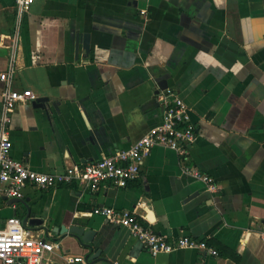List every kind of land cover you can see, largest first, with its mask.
<instances>
[{
  "label": "crops",
  "instance_id": "0c3cea01",
  "mask_svg": "<svg viewBox=\"0 0 264 264\" xmlns=\"http://www.w3.org/2000/svg\"><path fill=\"white\" fill-rule=\"evenodd\" d=\"M13 59L10 82L0 77V116L7 89L45 99L18 104L7 125L13 156L33 170L62 172L130 147L162 122L168 89L197 127L187 159L154 146L127 186L73 180L27 185L24 202L0 196V223L29 207L43 220L33 230L59 244L43 264L89 252L54 232L73 224L96 230L91 264H264V0H35L20 23L15 0H0V74ZM96 207L132 210L170 241L206 239L218 254L154 255Z\"/></svg>",
  "mask_w": 264,
  "mask_h": 264
},
{
  "label": "built area",
  "instance_id": "2783aa9c",
  "mask_svg": "<svg viewBox=\"0 0 264 264\" xmlns=\"http://www.w3.org/2000/svg\"><path fill=\"white\" fill-rule=\"evenodd\" d=\"M35 0H15L17 23L31 9ZM14 58V57H13ZM14 59L9 69L0 77L10 82L14 73ZM2 111L0 116V196L22 197L27 185L49 189L73 180L90 184L92 188L104 182H112L124 187L140 174L143 162L154 146H166L175 149L183 159H187L190 148L197 139V127L190 116V108L175 91L168 89L161 102L164 107L163 120L130 147L104 155L84 164H71L62 172H40L29 168L22 160L12 154V142L8 123L11 112L23 102L37 99L31 89H7L2 93ZM185 171L213 185V178L199 170L186 167ZM94 213L106 217L109 221L129 228L143 245L154 255L170 253L179 248L206 249L211 254L218 250L206 239L180 235L170 241L151 226L145 224L132 210L118 211L113 207H96ZM58 243L37 233L23 224L16 215L0 223V264H43L45 254L58 247ZM71 264H91L83 255H68Z\"/></svg>",
  "mask_w": 264,
  "mask_h": 264
},
{
  "label": "water",
  "instance_id": "95a60500",
  "mask_svg": "<svg viewBox=\"0 0 264 264\" xmlns=\"http://www.w3.org/2000/svg\"><path fill=\"white\" fill-rule=\"evenodd\" d=\"M82 40H83V47L87 50L90 47V35L89 33L82 34ZM42 101H45L43 98H37L35 99L36 103H40ZM7 198V197H5ZM9 202H24V199L21 197H12L8 199ZM23 224L31 229H35V226L39 223H42V218H35L31 215V209L28 207L27 212L25 216L22 218ZM54 232L56 234H72L76 236L83 247L89 249V252L86 253L85 257L86 259L92 263L96 258H98V254L100 252V249L96 250L94 252V237L96 235V230L93 228H85L82 225L73 224L70 226H60L56 229H54Z\"/></svg>",
  "mask_w": 264,
  "mask_h": 264
}]
</instances>
